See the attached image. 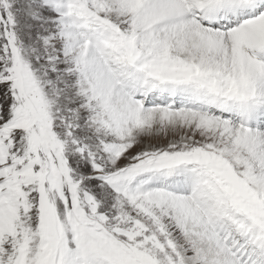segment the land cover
<instances>
[{"label":"snow or ice","instance_id":"6c2138e0","mask_svg":"<svg viewBox=\"0 0 264 264\" xmlns=\"http://www.w3.org/2000/svg\"><path fill=\"white\" fill-rule=\"evenodd\" d=\"M0 264H264V0H0Z\"/></svg>","mask_w":264,"mask_h":264}]
</instances>
